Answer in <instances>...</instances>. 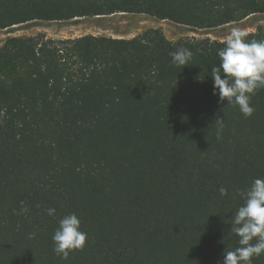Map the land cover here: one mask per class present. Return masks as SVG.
Returning a JSON list of instances; mask_svg holds the SVG:
<instances>
[{
  "label": "trees",
  "instance_id": "trees-1",
  "mask_svg": "<svg viewBox=\"0 0 264 264\" xmlns=\"http://www.w3.org/2000/svg\"><path fill=\"white\" fill-rule=\"evenodd\" d=\"M115 13L213 28L264 13V0H0V29ZM248 34L264 39V24ZM223 42L172 41L159 28L131 38L8 39L0 264H222L238 246L230 232L238 192L264 177V89L249 118L219 102L211 69ZM181 47L193 53L184 68L169 55ZM70 213L88 240L65 261L52 236Z\"/></svg>",
  "mask_w": 264,
  "mask_h": 264
},
{
  "label": "clouds",
  "instance_id": "clouds-1",
  "mask_svg": "<svg viewBox=\"0 0 264 264\" xmlns=\"http://www.w3.org/2000/svg\"><path fill=\"white\" fill-rule=\"evenodd\" d=\"M248 33L240 28H233L224 40V47L218 49L220 63L211 69L214 80V95L219 102L238 106L245 118H249L255 109L251 100L258 90L264 89V39H249ZM176 67L190 65L193 53L181 47L169 54ZM218 119L216 123H222ZM220 195H227L223 187ZM238 195L243 204L232 216L231 233L238 237V246L227 248L223 253L222 264H253L254 258L264 255V177L254 178L249 187L241 189ZM22 212L28 209L23 207ZM49 216L56 215L55 208H47ZM36 233H29L35 238ZM53 251L62 260H68L70 254L83 251L88 234L81 228V220L75 213L63 216L58 221L53 236Z\"/></svg>",
  "mask_w": 264,
  "mask_h": 264
},
{
  "label": "rangeland",
  "instance_id": "rangeland-1",
  "mask_svg": "<svg viewBox=\"0 0 264 264\" xmlns=\"http://www.w3.org/2000/svg\"><path fill=\"white\" fill-rule=\"evenodd\" d=\"M264 24V13H255L246 18L213 28H196L160 20L148 14L115 13L102 16L77 17L70 20H33L6 29H0V47L13 37H35L68 39L83 35H106L131 38L148 29L159 28L172 40L205 39L224 41L230 30L240 28L247 33L256 31Z\"/></svg>",
  "mask_w": 264,
  "mask_h": 264
}]
</instances>
